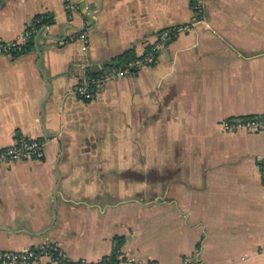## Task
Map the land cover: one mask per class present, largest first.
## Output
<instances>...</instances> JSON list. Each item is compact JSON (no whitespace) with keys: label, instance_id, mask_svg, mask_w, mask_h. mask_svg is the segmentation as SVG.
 I'll list each match as a JSON object with an SVG mask.
<instances>
[{"label":"crops","instance_id":"crops-1","mask_svg":"<svg viewBox=\"0 0 264 264\" xmlns=\"http://www.w3.org/2000/svg\"><path fill=\"white\" fill-rule=\"evenodd\" d=\"M45 14L27 51L0 56V150L46 143L0 166V249L264 264V131L223 127L264 115V0H206L200 16L193 0H0V42ZM166 31L155 64L76 96Z\"/></svg>","mask_w":264,"mask_h":264},{"label":"built area","instance_id":"built-area-1","mask_svg":"<svg viewBox=\"0 0 264 264\" xmlns=\"http://www.w3.org/2000/svg\"><path fill=\"white\" fill-rule=\"evenodd\" d=\"M205 1L206 0H193L194 10L199 16L203 13ZM65 8L70 12L75 9V5L67 4ZM38 32L39 30L34 29L33 25L30 24L21 39L12 42H0V56L12 55L14 52L21 51L29 37L34 36ZM174 36L168 31L163 32L153 48L145 52L142 56L121 65L113 66L110 70L104 69L96 75L88 77L77 85L74 93L81 99L90 101L95 98V94L102 89L106 83L134 74L145 67L152 66L156 63L159 54L166 48L167 41ZM223 127L232 132L242 130L248 132L264 131V115L251 118L238 117L226 120L223 123ZM45 144L44 140L36 138L24 136L16 137L12 145L0 150V166L18 161L42 159L44 157ZM260 164V173L264 180V156L261 158ZM41 261H45L47 264H106L101 261L96 263L72 261L61 249L53 245L29 248L23 251L0 249V264H36Z\"/></svg>","mask_w":264,"mask_h":264},{"label":"trees","instance_id":"trees-1","mask_svg":"<svg viewBox=\"0 0 264 264\" xmlns=\"http://www.w3.org/2000/svg\"><path fill=\"white\" fill-rule=\"evenodd\" d=\"M53 20H54V17L52 15H50V14L40 15V16H38V17H36L34 19L32 25H33L34 29L40 30V29L44 28L45 26H49L53 22ZM33 40H34V36L29 37L27 43L23 46L22 50L18 51V52H14L13 55H17V54H20V53H23V52L27 51L28 48L32 45ZM129 59H130V57L128 59L126 57H124V58L121 57L119 59V61L117 62V65H121V64H123L125 62H128V61H130ZM131 60H134V59H131ZM96 74L97 73H91L89 75V77H92L93 75H96ZM119 249L120 248H117L112 255L104 257L101 260V262L102 263H106V264H117V263H119V261H120L118 259V256H119V251L118 250Z\"/></svg>","mask_w":264,"mask_h":264}]
</instances>
